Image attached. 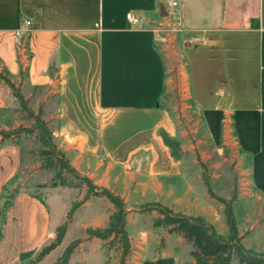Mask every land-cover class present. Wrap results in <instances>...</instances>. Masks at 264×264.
Returning a JSON list of instances; mask_svg holds the SVG:
<instances>
[{"label":"crops","instance_id":"obj_1","mask_svg":"<svg viewBox=\"0 0 264 264\" xmlns=\"http://www.w3.org/2000/svg\"><path fill=\"white\" fill-rule=\"evenodd\" d=\"M25 20L30 30L19 38L15 30ZM180 34L198 39L183 50L191 107L215 137L229 125L255 176L264 179V0H0V72L22 94L44 92L46 106L54 96L55 136L92 155L101 152L108 163L112 146L128 153L130 124L176 135L161 104L160 46ZM17 109L0 80V131L16 126ZM137 152L149 158V176L182 177L180 161L160 136L153 144L135 142L129 157ZM19 167V145L1 144L0 191ZM58 226L42 192H20L5 214L0 264H32Z\"/></svg>","mask_w":264,"mask_h":264},{"label":"rangeland","instance_id":"obj_2","mask_svg":"<svg viewBox=\"0 0 264 264\" xmlns=\"http://www.w3.org/2000/svg\"><path fill=\"white\" fill-rule=\"evenodd\" d=\"M188 1L199 5L200 0ZM189 43L187 36L180 34L160 46L165 68L161 104L169 111L175 126L176 135L171 138L178 143L176 154L182 169V177L178 180L149 176V158L145 154L137 152L129 157L135 142L143 138L153 144L157 136L161 137L162 129L138 130L130 124L125 134L128 153L112 146V160L107 163L101 152L92 155L62 144L54 133L57 126L55 97L51 96L46 106L44 92L24 90L28 108L46 123L53 142L65 153L69 165L79 175L89 178L93 185L109 190L123 202L124 230L129 242V251L123 258L119 236L106 240L87 236L85 229H105L117 213L105 197L90 195L67 221L62 243L37 264H54L74 240L79 243L66 264H196L195 257L204 256L201 245L180 233L170 232L171 224L152 208V204L158 203L185 216L202 217L218 234L227 236L224 205L220 199L228 201L232 195L236 196L232 211L241 244L246 250L264 253V179L255 176L251 157L236 144L229 125L221 130L220 137H215L201 113L191 107L185 91L183 59V50ZM16 123L7 130L13 134L6 140L20 147V167L13 187L21 192H42L51 223L60 226L66 221L71 204L85 197L86 185L65 170L57 178V169L45 166L38 132L20 130L34 125V120L20 107ZM168 151L171 154L169 148ZM62 181L66 186H59ZM231 264L241 263L232 257Z\"/></svg>","mask_w":264,"mask_h":264},{"label":"trees","instance_id":"obj_3","mask_svg":"<svg viewBox=\"0 0 264 264\" xmlns=\"http://www.w3.org/2000/svg\"><path fill=\"white\" fill-rule=\"evenodd\" d=\"M0 80L10 88L12 95L19 103L20 109L27 112L28 116L34 120V125L31 128L20 130H24L28 133L34 131L38 132V139L43 146L41 155L45 160V166L57 169L55 172V177L57 178H60L61 171L65 170L86 185L85 197L81 201L71 204L66 213V221L55 229L54 238L48 244L41 247L31 263L40 262L62 243L68 227L67 221L90 195L105 197L114 206L117 213L107 228H87L85 229V233L88 237L101 240H106L111 236H119L122 240V256L124 258L129 251V242L124 230L126 211L123 202L109 190L96 187L89 178L79 175L78 172L69 165L68 160L65 159V153L58 149L53 142L52 132L48 129L40 115H35L28 108L27 100L23 97L20 87L15 86L7 75L2 72H0ZM12 134L13 133L9 131H0V145L6 142ZM160 135L164 145L170 149L171 156L179 160V155L176 154L178 143L163 131ZM11 143L17 144L16 142ZM15 179L16 174L2 186L0 191V200L4 199V204L0 207V241L2 239V227L5 222L6 211L12 205L15 197L21 192L16 187H13ZM205 184L208 186L207 181ZM59 186H66V183L62 181ZM235 200V195H232L228 201L220 199L221 203L224 205V214L228 228L227 236L218 234L214 227L207 223L202 217H192L174 213L171 209L158 203L152 204V208L171 224V228L169 229L170 232L180 233L184 238L195 241L201 245L204 256H196V264H231L232 257H235L241 264H264V253L246 250L241 244L240 237L237 235L235 218L232 211V204ZM78 243L79 241L77 240L69 243L54 264H66Z\"/></svg>","mask_w":264,"mask_h":264},{"label":"built area","instance_id":"obj_4","mask_svg":"<svg viewBox=\"0 0 264 264\" xmlns=\"http://www.w3.org/2000/svg\"><path fill=\"white\" fill-rule=\"evenodd\" d=\"M175 4H176L175 2L172 3L173 6ZM125 17L132 24H136L138 22V19L135 18L134 16H132L130 13H127ZM30 25H31L30 21H28V20L23 21L21 27L19 29L15 30V35L19 38L22 37L25 33L29 32ZM195 41H198V39L195 38L193 40H190L189 42L191 43V42H195Z\"/></svg>","mask_w":264,"mask_h":264},{"label":"water","instance_id":"obj_5","mask_svg":"<svg viewBox=\"0 0 264 264\" xmlns=\"http://www.w3.org/2000/svg\"><path fill=\"white\" fill-rule=\"evenodd\" d=\"M4 204V199L0 200V207Z\"/></svg>","mask_w":264,"mask_h":264}]
</instances>
